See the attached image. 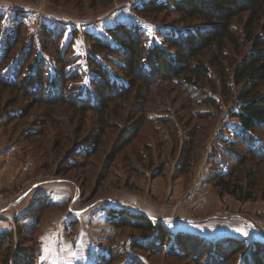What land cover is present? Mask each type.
<instances>
[{
	"label": "rangeland",
	"instance_id": "obj_1",
	"mask_svg": "<svg viewBox=\"0 0 264 264\" xmlns=\"http://www.w3.org/2000/svg\"><path fill=\"white\" fill-rule=\"evenodd\" d=\"M146 1L114 0L95 9L90 0L78 7L65 0H0L1 76L19 72L21 58L32 47L34 63L42 61L50 78L61 82L78 74L62 96L94 100L92 80L100 71L92 60L116 80L126 79L116 65L117 55L93 49L90 37L113 41L108 29L124 23L141 30L150 45L167 33L181 34L203 23L182 21L170 9L142 15L135 8ZM234 23L236 29L242 26ZM229 52L231 61H222L221 67L231 74L232 62L242 56ZM212 54L206 51L202 59L209 62ZM207 65L210 72L197 85L176 79L154 82L142 103L140 127L135 126L139 113L135 115L134 100L113 106L111 111L121 116L112 118L102 147L90 155H85L90 146L80 142L97 137L96 114L88 112L82 128L80 114L67 102L42 104L28 92L0 84V264H193L172 256L167 244L155 247L153 235L122 218L113 220L111 215L127 210L212 242L223 231L249 244L257 240L248 226L249 217L260 213L247 210V200L220 194L217 181L221 176L244 185L246 173L253 170L260 187L264 184V163L248 154L264 148V131H244L233 115L241 86L230 79L225 91L224 71ZM56 88H46L44 96L59 94ZM128 136L130 143H125ZM186 148L192 159L183 171ZM75 155L81 162L71 168ZM230 214L238 217L223 218ZM257 234L264 241V234Z\"/></svg>",
	"mask_w": 264,
	"mask_h": 264
},
{
	"label": "trees",
	"instance_id": "obj_2",
	"mask_svg": "<svg viewBox=\"0 0 264 264\" xmlns=\"http://www.w3.org/2000/svg\"><path fill=\"white\" fill-rule=\"evenodd\" d=\"M53 1L59 3L63 0ZM65 1L74 3L77 7L85 2ZM113 1L90 0V6L95 9L107 7ZM168 9L174 10L182 21L199 20L203 23L181 34L167 33L163 41L150 45L141 30L124 23L108 29L116 44L111 39L90 37L93 49L117 55L120 61L116 65L126 79L124 82L116 80L115 74L113 77L111 72L99 65L100 63L92 60L100 71L92 80L91 96L94 100L81 96L73 101L62 96L68 83L76 81L78 74L65 76L61 82L60 78H50L42 61L34 63L37 57L34 56L32 47L26 50L21 58V63L16 69L17 71L20 68L19 72L10 77L8 71L5 72L7 75L0 74L1 87L28 92L42 104L67 102L72 111L77 110L80 114L82 128L87 125V113L96 114L99 129L97 137L94 140L85 138L80 142L81 147L90 146V150L85 153L90 155L102 147V140L111 127L112 118L121 116L120 113L111 111L113 106L122 107L123 102L134 100L135 115L139 113L135 126L140 127L144 122L143 115H140L144 111L142 103L146 102L148 91L154 82L176 79L177 82L197 85L199 79L207 78L210 72V66L207 64L212 63L224 71L221 82L224 83L225 91L229 90L230 79L241 86L238 95L240 104L237 111H233V115L238 117L244 131L252 132L257 127L264 131V0H148L135 8L138 13L150 16L165 13ZM235 21L242 23V26L236 29ZM45 31L47 40L53 41L50 30ZM211 50V61L203 60L205 52ZM230 50L240 52L242 56L241 60L232 62V75L225 72V67H221L222 61H231ZM59 57L62 63L64 58ZM3 62L0 63V68ZM46 88H56L60 92L45 97L43 92ZM128 137L125 143H130L132 137ZM185 152V155H182L183 171L189 169L192 159L191 150L186 148ZM248 154L264 163V148L261 146L248 150ZM78 156L80 155H75L70 160L71 168L81 162ZM256 175L255 171L249 170L244 185L238 181L224 180L219 176L217 184L221 189L220 194H231L241 200H264V184L260 187V179H256ZM111 216L115 221L122 218L121 222L126 225L153 235L151 244L155 247L167 244L172 256L192 259L193 264H226L231 260H239L238 264H264L263 240L257 239L249 244L244 238L224 237L212 242L189 231H173L165 228L163 224L156 225L143 212L127 210Z\"/></svg>",
	"mask_w": 264,
	"mask_h": 264
},
{
	"label": "crops",
	"instance_id": "obj_3",
	"mask_svg": "<svg viewBox=\"0 0 264 264\" xmlns=\"http://www.w3.org/2000/svg\"><path fill=\"white\" fill-rule=\"evenodd\" d=\"M244 206L246 207L247 210L252 211L253 213H261L264 212V200H259V201H254L251 202L250 200L245 201ZM237 216V214H230L228 216L223 217L226 220H236L234 218H232V216L234 217ZM238 217V216H237ZM222 218V219H223ZM241 221H243V215H240ZM220 219V218H219ZM249 223V222H248ZM250 224V223H249ZM249 229V233H253L256 235L255 239H259V235L257 233H259L254 227H252L251 225L248 226ZM219 233V237L216 238H222V237H227L228 235L234 234L232 231H223V232H218Z\"/></svg>",
	"mask_w": 264,
	"mask_h": 264
},
{
	"label": "built area",
	"instance_id": "obj_4",
	"mask_svg": "<svg viewBox=\"0 0 264 264\" xmlns=\"http://www.w3.org/2000/svg\"><path fill=\"white\" fill-rule=\"evenodd\" d=\"M195 185L196 186H194V188H198V183ZM249 222L251 226L254 227L258 232H262L264 234V213L249 217Z\"/></svg>",
	"mask_w": 264,
	"mask_h": 264
},
{
	"label": "snow or ice",
	"instance_id": "obj_5",
	"mask_svg": "<svg viewBox=\"0 0 264 264\" xmlns=\"http://www.w3.org/2000/svg\"><path fill=\"white\" fill-rule=\"evenodd\" d=\"M237 231L241 232L242 235H244V236H247L248 235V233L245 230L237 229Z\"/></svg>",
	"mask_w": 264,
	"mask_h": 264
}]
</instances>
